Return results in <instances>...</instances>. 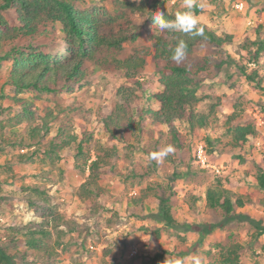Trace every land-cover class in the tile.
<instances>
[{
    "label": "rangeland",
    "instance_id": "obj_1",
    "mask_svg": "<svg viewBox=\"0 0 264 264\" xmlns=\"http://www.w3.org/2000/svg\"><path fill=\"white\" fill-rule=\"evenodd\" d=\"M133 1L139 3L140 0ZM174 1H167L166 6L170 8ZM180 1L183 5V0ZM241 2L244 3L242 10L235 4L231 5L229 0L224 2V12L220 13L213 7L218 15L216 17L203 12L215 28L227 27L225 23L235 27L236 40L229 43L224 51L199 48L188 58L194 66L202 63L205 56H211V75L198 90L200 101L195 109L210 113L217 98L230 95L223 103L224 110L216 109L209 126L197 133L190 130L187 120L177 122L174 128L179 133L178 139L173 138V128L168 126H164L162 132H154L149 124L150 130L139 135L129 130H118V136L113 139L118 154L106 167L105 178L101 181L108 194L98 211L77 197V189L87 178L88 170L81 172L74 168L69 150L64 149L60 159H50L37 152L27 163L17 161L18 153L32 151L34 147L22 148L21 140L31 141L25 123L15 122L16 115L23 110V102H14L9 95V86L4 84L12 64L5 61L3 67L0 66V195L4 197L0 208V243L15 254L16 264H143V260H147L148 264H197V261L208 264L216 254L217 244L233 240L245 247L242 264L264 262V232L258 234V230L248 222L233 220L202 237L191 228L193 223H217L223 219L220 210L208 209L205 204L206 189L218 176L232 178L234 191L244 196L245 205L237 210L261 219L264 225V205L260 201L264 199L263 191L252 174L264 157V134L259 133L243 147L235 148L231 146L226 124L227 114L234 109L239 110L242 123L251 121L254 112L260 110L257 104L261 103L263 95L242 73V68L251 67L246 44L255 36L253 28L245 24V14L247 9H254L264 16V0ZM197 3L209 5L208 0H196ZM83 5L90 6V0H84ZM147 21H137L142 32L137 40L126 42L121 51L107 49L98 56L126 57L137 47L153 51L154 41L150 35L154 25L150 24L147 28ZM222 61L228 63L221 64ZM83 69L87 72L86 79L74 84L72 90L59 89L55 93L44 94L25 91L20 99L31 101L39 117L37 123L42 122V117L50 109L56 114L49 136L56 135L59 128L81 135L86 126V131L91 132L94 138L106 143L108 134L99 122L101 109L114 103L117 88L129 82L122 71L105 70L92 60H85ZM142 76L157 84L158 75L152 61L147 64ZM233 84L242 87L243 94H237V89L231 88ZM209 137L215 143H210L207 140ZM199 142L205 144L210 161L219 172L212 168L207 172L201 171L195 160V147ZM169 144L174 146L175 152L163 162L150 158L151 153ZM147 171L152 172L146 177ZM176 173L184 175L175 176ZM144 179L161 182L171 188L179 226L164 227L153 220L149 215L157 211L155 205H147L140 210L129 203V197L136 193V185ZM35 183L47 189L51 203L59 213L77 224L76 231L62 238L63 244L58 249L63 245L66 249L60 251L57 262L43 261L36 250H28L21 242L27 237V227L43 220L38 208L31 207L24 199L30 196V192L22 187ZM23 195L26 196L19 200ZM109 217L112 218V226L108 225ZM56 239L57 232L54 231L52 240ZM105 251L109 252L106 254ZM156 253L162 256L152 260Z\"/></svg>",
    "mask_w": 264,
    "mask_h": 264
},
{
    "label": "trees",
    "instance_id": "obj_2",
    "mask_svg": "<svg viewBox=\"0 0 264 264\" xmlns=\"http://www.w3.org/2000/svg\"><path fill=\"white\" fill-rule=\"evenodd\" d=\"M167 1L172 0H90L91 5L84 7V0H0V66L5 61L11 62V69L7 73L4 84L9 86V94L14 102L22 103V112L16 115L15 122L25 123L31 141L21 140L22 148L34 147L32 151L18 153V162H29L39 152L50 159L62 158V151L69 150L74 168L81 172L88 170L87 178L80 183L77 197L98 211L108 194L102 184L106 167L111 164L118 154L113 139L118 136V130H129L137 135L146 130L162 132L164 126L171 129L174 139L179 133L175 129L177 122L187 120L192 132H198L209 126L211 116L216 109L224 110V102L230 95L217 98L210 113L200 112L195 105L200 101L198 90L202 82L211 75V56L204 57V61L194 66L188 58L199 48H212L219 51L226 50V46L234 41V35L229 31H221L210 27L198 19V26L204 30L203 36H190L183 33L161 32L154 25L150 38L153 51L145 47H137L126 57L98 56L107 49L121 51L128 41L137 40L142 32L137 21L148 20L146 27L151 24L153 12H162L167 19H174L177 12H183L184 6L180 0H175L170 8ZM223 0H210L212 4L220 5ZM202 7L197 3L193 14L198 17ZM187 46V55L183 62L177 64L171 59L173 50L179 41ZM249 52L248 64L242 73L253 82L262 92L261 103L257 104L264 112V26L256 27V37L246 44ZM230 58V56H229ZM85 60L109 71H122L128 84L117 88L114 103L101 109L100 123L108 134V141L104 143L94 138L86 131L79 135L67 128H59L58 133L49 136L51 122L56 114L50 109L39 118L31 101L20 99V95L27 91L44 94L55 93L59 89L72 90L73 85L82 82L87 77L83 69ZM152 61L158 75L157 84L145 79L142 72ZM222 61L221 64H226ZM248 68L250 70H248ZM237 94H243L242 87L233 84ZM239 106V105H238ZM258 111V110H257ZM239 110L234 109L226 116L228 133L231 136L232 147H243L249 139L256 138L262 133L255 118L248 123L241 122ZM151 128H148V125ZM195 133V134H196ZM263 134V133H262ZM215 143L212 138H207ZM10 162V161H8ZM199 166V165H198ZM207 172L209 168H202ZM152 171H147L145 176ZM196 172V171H195ZM187 174V173H185ZM257 186L263 191L264 197V157L262 163H257L252 173ZM184 174L175 176H182ZM30 196L23 195L31 207H37L43 220L39 224L27 227V237L22 240L26 248L36 250L45 262L59 260L60 254L66 249L61 241L70 232L76 231L77 224L61 213L51 203V196L41 184H29L22 187ZM136 193L129 197V203L140 210L147 205H155L156 212L150 217L160 222L164 227L176 228L180 225L177 220L171 188L154 180H140L136 185ZM4 197L0 195V208ZM264 205V199H260ZM42 203V204H38ZM205 204L208 209H218L223 219L217 223L199 222L191 224V228L200 233L201 237L210 234L216 228L233 220L248 222L258 230L264 232L261 219L251 217L246 211H238L245 205L244 196L233 189V179L218 176L205 192ZM112 226V218L107 220ZM65 227V229H61ZM57 232V239L52 240L53 232ZM39 234V235H37ZM158 234V231H157ZM244 245L239 241L217 244L216 254L208 264H242ZM61 251V252H60ZM109 251H105L107 254ZM162 255L156 253L152 258ZM0 264H16L15 254L0 243ZM143 264H148L143 260ZM255 264H264L255 261Z\"/></svg>",
    "mask_w": 264,
    "mask_h": 264
},
{
    "label": "clouds",
    "instance_id": "obj_3",
    "mask_svg": "<svg viewBox=\"0 0 264 264\" xmlns=\"http://www.w3.org/2000/svg\"><path fill=\"white\" fill-rule=\"evenodd\" d=\"M185 10L177 12L174 19H167L162 12H153L151 26L155 24L161 32L183 33L190 36H203L204 30L198 26V18L193 14L196 0H183ZM187 55V46L184 41H179L173 50L171 59L177 64L184 61ZM175 152L173 145L169 144L150 154L152 160L163 162L170 154ZM197 264L199 262L197 261Z\"/></svg>",
    "mask_w": 264,
    "mask_h": 264
},
{
    "label": "crops",
    "instance_id": "obj_4",
    "mask_svg": "<svg viewBox=\"0 0 264 264\" xmlns=\"http://www.w3.org/2000/svg\"><path fill=\"white\" fill-rule=\"evenodd\" d=\"M230 1V3H231V5H234L236 2H238V1H241V0H229ZM224 2H225V0H223V1H221L220 2V5H215V4H212L211 2H210V0H208V6L207 5H200L199 3V5L202 7V11L200 12V14L198 15V19L199 20H201V21H203V22H205L206 24H208L210 27H212L213 29H215V30H217L218 32H221V31H229L230 33H232L233 35H234V40H236V33L233 31V28H235V27H232V26H230V25H228L227 23H225V25L227 26V27H222L221 29H218V28H215L214 27V25H213V23H212V20H207L206 19V17L203 15V12L204 11H207V12H209L210 13V17H216V16H218L217 14H215L216 12H215V9H217V10H219L220 11V13L221 12H224V6H225V4H224ZM215 9H214V8ZM226 8V7H225ZM248 8V7H247ZM246 8V9H247ZM227 9V8H226ZM245 9V10H246ZM249 10H250V12H249ZM248 11V12H247ZM247 11H246V22H245V24H246V26L248 25V26H251L250 28L252 29L253 28V31H254V33H255V36L254 37H252V39H255V37H256V28H255V30H254V25H256V27L259 25V24H262L263 26H264V16H262L261 14H260V12L259 11H255L254 9H247ZM219 14V13H218ZM258 22V23H257ZM257 23V24H256ZM232 27V28H231Z\"/></svg>",
    "mask_w": 264,
    "mask_h": 264
},
{
    "label": "built area",
    "instance_id": "obj_5",
    "mask_svg": "<svg viewBox=\"0 0 264 264\" xmlns=\"http://www.w3.org/2000/svg\"><path fill=\"white\" fill-rule=\"evenodd\" d=\"M234 6L242 10L244 8V3L241 1H238L235 3ZM249 65H254V63H249ZM254 118H255L257 126L260 128L261 132L264 134V114L259 111L254 112ZM195 160L197 164L201 166L202 168H212L216 170L217 172H219V169L216 167V165H213V163L210 161V157L206 150V146L202 142L197 143L195 147ZM134 252H136V250H134Z\"/></svg>",
    "mask_w": 264,
    "mask_h": 264
}]
</instances>
